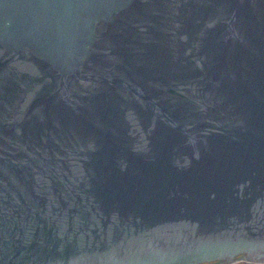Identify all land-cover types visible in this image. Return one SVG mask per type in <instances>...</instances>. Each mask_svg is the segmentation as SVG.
I'll return each mask as SVG.
<instances>
[{"label":"water","instance_id":"water-1","mask_svg":"<svg viewBox=\"0 0 264 264\" xmlns=\"http://www.w3.org/2000/svg\"><path fill=\"white\" fill-rule=\"evenodd\" d=\"M264 263V0H0V264Z\"/></svg>","mask_w":264,"mask_h":264},{"label":"rangeland","instance_id":"rangeland-1","mask_svg":"<svg viewBox=\"0 0 264 264\" xmlns=\"http://www.w3.org/2000/svg\"><path fill=\"white\" fill-rule=\"evenodd\" d=\"M228 264H264L262 262H253V261H248V260H237L234 261L232 263H228Z\"/></svg>","mask_w":264,"mask_h":264}]
</instances>
